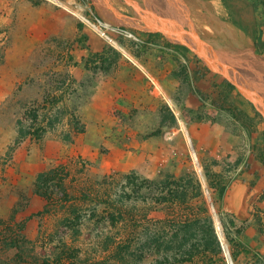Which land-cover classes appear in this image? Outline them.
Returning <instances> with one entry per match:
<instances>
[{"label": "rangeland", "instance_id": "rangeland-1", "mask_svg": "<svg viewBox=\"0 0 264 264\" xmlns=\"http://www.w3.org/2000/svg\"><path fill=\"white\" fill-rule=\"evenodd\" d=\"M58 1L146 43L0 0V264H264V0Z\"/></svg>", "mask_w": 264, "mask_h": 264}, {"label": "built area", "instance_id": "built-area-1", "mask_svg": "<svg viewBox=\"0 0 264 264\" xmlns=\"http://www.w3.org/2000/svg\"><path fill=\"white\" fill-rule=\"evenodd\" d=\"M48 1L52 4L59 5L65 7L69 10L85 27H88L95 32H98L104 39L111 41L110 37L115 36L118 38L121 43H128L137 46H143L146 42L145 40L141 39L136 34L130 32L127 29L121 28L119 26H114L113 24L105 21L100 16H98L93 8L83 2H79L76 4L75 8L69 7L64 5L58 0H43ZM111 35V36H110ZM119 52L125 54V50L123 47L118 48Z\"/></svg>", "mask_w": 264, "mask_h": 264}, {"label": "bare ground", "instance_id": "bare-ground-1", "mask_svg": "<svg viewBox=\"0 0 264 264\" xmlns=\"http://www.w3.org/2000/svg\"><path fill=\"white\" fill-rule=\"evenodd\" d=\"M197 49L199 50L200 54L204 57V49L200 48L197 46ZM208 57V63L209 61L212 63V61H214V64L217 65V67L219 65H221L220 69L223 70L224 74L229 75V74H236V79H239L241 77L242 73H245L244 71L246 70V66H243L242 64H240L238 61L229 58L227 55H225L224 53H220L219 51H216L214 54L208 52L207 54ZM225 59H231V62H226ZM258 67L261 66L259 65ZM240 80V79H239ZM251 81V80H250ZM249 80H247V82H250ZM252 84L257 85L259 84L258 80L256 81H252ZM261 91L262 93H264V89H262L261 87H257V91Z\"/></svg>", "mask_w": 264, "mask_h": 264}, {"label": "trees", "instance_id": "trees-1", "mask_svg": "<svg viewBox=\"0 0 264 264\" xmlns=\"http://www.w3.org/2000/svg\"><path fill=\"white\" fill-rule=\"evenodd\" d=\"M239 0H221L223 6L225 7L228 18L227 20L234 26L241 28L244 32H248V26L244 25V23L238 19V11H237V4L236 2ZM244 1V0H243ZM253 7H256L255 4H251ZM252 38L254 42L257 40V29L255 25L253 26V31H252ZM51 172V171H50Z\"/></svg>", "mask_w": 264, "mask_h": 264}, {"label": "crops", "instance_id": "crops-1", "mask_svg": "<svg viewBox=\"0 0 264 264\" xmlns=\"http://www.w3.org/2000/svg\"><path fill=\"white\" fill-rule=\"evenodd\" d=\"M18 1H19V0H5V2H6V3H9L10 5H12V7H13ZM208 1H210V2H216V0H208ZM187 2L190 3V2H192V1L187 0ZM219 2H220V0H219ZM192 3H193V2H192ZM19 4H20V3H19ZM92 5H93L94 8L96 9L97 13H98L99 15H102L101 12H100V10H99L98 7L96 6L97 4H96L94 1H92ZM191 6H193V5H191ZM12 10H13V8H12ZM9 14H11V13L8 11V15L5 16V17H10V18L8 19L9 22H12V23H13L14 21H16V20L13 18V16L11 17V15L9 16ZM3 17H4V14H1L0 19L3 20ZM121 20H123V19H121ZM197 46L200 47V48H202V46H200L199 44H198Z\"/></svg>", "mask_w": 264, "mask_h": 264}, {"label": "water", "instance_id": "water-1", "mask_svg": "<svg viewBox=\"0 0 264 264\" xmlns=\"http://www.w3.org/2000/svg\"><path fill=\"white\" fill-rule=\"evenodd\" d=\"M220 71L224 72L223 70L219 69Z\"/></svg>", "mask_w": 264, "mask_h": 264}]
</instances>
